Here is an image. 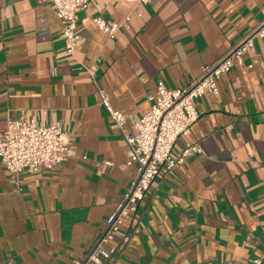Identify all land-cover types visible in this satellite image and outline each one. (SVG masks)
<instances>
[{
	"label": "crops",
	"instance_id": "0c3cea01",
	"mask_svg": "<svg viewBox=\"0 0 264 264\" xmlns=\"http://www.w3.org/2000/svg\"><path fill=\"white\" fill-rule=\"evenodd\" d=\"M98 16L120 24L114 38ZM263 21L264 0H89L72 57L50 0H0V131L25 110L61 124L75 148L18 180L0 158V264H73L127 195L137 165H127L99 89L132 131L159 81L189 86ZM218 86L197 100L199 120L173 148L196 142L202 153L154 180L106 264H264V38Z\"/></svg>",
	"mask_w": 264,
	"mask_h": 264
},
{
	"label": "built area",
	"instance_id": "2783aa9c",
	"mask_svg": "<svg viewBox=\"0 0 264 264\" xmlns=\"http://www.w3.org/2000/svg\"><path fill=\"white\" fill-rule=\"evenodd\" d=\"M135 5H145L150 0H124ZM58 18L63 24L66 52L75 57L80 44L78 34L79 13L86 11L89 0H50ZM96 27L109 38H114L120 24L111 23L103 17H94ZM264 38V21L249 32L234 46L227 56L216 64L205 66L200 77L182 89H171L163 81L158 82L157 91L148 97L149 111L132 120L133 130H127L128 117L116 110L109 94L99 89L101 105L113 121V127L120 130L128 145L127 165H137V175L127 195L122 198L114 213L107 219L105 228L94 246L82 259L73 264H106L121 252L114 242L123 244L121 228L125 222H134L139 207L146 199L154 180L167 175L187 158L202 153L196 142H186L177 155L173 148L181 137L189 135L192 126L199 120L196 102L206 92L219 95L218 80L231 72L247 53L255 52V39ZM81 68L94 73L93 69ZM75 154L73 140L59 123H45L35 117L26 118V111L20 110V117L9 118L6 129L0 131V158L15 180L28 170L42 173L60 166ZM86 159V158H85ZM251 264H263L256 259Z\"/></svg>",
	"mask_w": 264,
	"mask_h": 264
}]
</instances>
